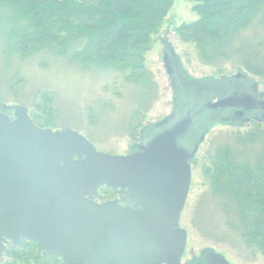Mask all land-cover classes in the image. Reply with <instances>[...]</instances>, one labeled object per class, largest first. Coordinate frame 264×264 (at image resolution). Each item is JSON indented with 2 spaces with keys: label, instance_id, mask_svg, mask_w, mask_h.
<instances>
[{
  "label": "water",
  "instance_id": "water-1",
  "mask_svg": "<svg viewBox=\"0 0 264 264\" xmlns=\"http://www.w3.org/2000/svg\"><path fill=\"white\" fill-rule=\"evenodd\" d=\"M181 81L184 97L196 84L202 99L142 128L126 154L99 151L72 128L41 127L26 106L0 99V256L8 242L30 240L64 264H182L187 231L179 220L190 161L211 120L197 121L201 109L230 108L238 116L261 110L257 120L264 122V93L243 70ZM194 124L202 132L183 143ZM103 187L116 197L102 201ZM205 252L207 264H230L213 249Z\"/></svg>",
  "mask_w": 264,
  "mask_h": 264
},
{
  "label": "rangeland",
  "instance_id": "rangeland-1",
  "mask_svg": "<svg viewBox=\"0 0 264 264\" xmlns=\"http://www.w3.org/2000/svg\"><path fill=\"white\" fill-rule=\"evenodd\" d=\"M192 5L189 0H173L164 22L152 35L150 49L145 54L147 78L151 84L146 86L149 89L142 85L147 83L146 80L129 79L128 70L121 66L70 59L74 50L86 43L84 36L74 38L61 49L52 44L41 45L23 53L12 46L10 32L7 29L1 32L3 26L0 25V99L7 105H24L29 113L38 115L41 111L34 105L36 94L50 91L54 96L48 105L53 108V114L49 118L51 125L46 127L75 129L99 151L126 154L134 142L129 127L136 110H141L140 125L147 131L153 123L170 114L176 103L184 109L202 99L199 93L194 94L196 84L188 87L192 88L190 96L184 97L182 81L179 83L178 78L175 80L176 75L170 73L166 58L178 64L181 80L187 83L192 79H217L245 71L234 53L227 52L228 57L201 56L194 43L182 42L178 38L174 27L198 18ZM18 23L25 21L20 18ZM248 31L264 34L260 27H251ZM212 46L215 54L225 49L218 43ZM171 67L173 70V64ZM248 77L257 82L258 90L264 93V77L249 73ZM254 123L260 125L259 130ZM204 129V139L190 161L191 182L180 213L179 225L187 231L181 262L196 263L206 258L205 251L213 249L230 264H264L262 254L240 235L243 221L237 201L230 195L218 199L202 170L209 154L218 147L226 146L234 153L242 150L245 157L251 151L261 152L264 122L240 124L231 119H211ZM253 131L258 132L256 143L255 140L236 141L238 135L248 136ZM200 132L202 130L196 133L197 138ZM105 199L101 197L102 201ZM222 201H226L229 207L223 208ZM10 259L4 255L0 264Z\"/></svg>",
  "mask_w": 264,
  "mask_h": 264
},
{
  "label": "trees",
  "instance_id": "trees-1",
  "mask_svg": "<svg viewBox=\"0 0 264 264\" xmlns=\"http://www.w3.org/2000/svg\"><path fill=\"white\" fill-rule=\"evenodd\" d=\"M189 1L198 18L176 25L178 38L194 43L201 56L228 57L227 52L234 53L245 71L264 77V34L248 31L251 27L264 30V0ZM172 5L173 0H0V25L1 32H10L12 46L23 53L41 45L61 49L74 38L84 36L86 43L75 49L70 59L121 66L128 70L129 79L146 80L142 85L147 88L151 84L145 54ZM20 18L25 23H18ZM217 43L225 49L215 54L212 45ZM53 96L50 91L36 94L34 105L41 114H29L41 127L51 125L53 108L48 103ZM140 114L141 110L135 111L129 127L134 141L143 127ZM254 124L259 130L260 125ZM257 136L258 132L253 131L248 136L238 135L236 141L256 143ZM237 151L218 147L209 154L202 170L218 199L230 195L237 201L243 221L240 235L264 257V144L261 152L251 151L248 157L242 150ZM99 194L114 196L107 187L101 188ZM221 206L229 207L226 201ZM4 255L11 259L1 264H64L60 254H46L40 244L30 240L7 244L0 260Z\"/></svg>",
  "mask_w": 264,
  "mask_h": 264
},
{
  "label": "flooded vegetation",
  "instance_id": "flooded-vegetation-1",
  "mask_svg": "<svg viewBox=\"0 0 264 264\" xmlns=\"http://www.w3.org/2000/svg\"><path fill=\"white\" fill-rule=\"evenodd\" d=\"M166 61H167V66L169 67V71H170V73L172 74V73H174L176 76H175V80L177 79V80H179V83H180V81H181V74H180V72H179V69H178V64L177 63H175V61H173V60H170V59H167L166 58ZM170 64V65H169ZM173 64V66H174V69L172 70V67H171V65ZM174 82H176V81H174ZM229 85H227L226 87H228ZM226 87H221V92L222 93H224L227 89H225ZM242 87L243 88H247L248 87V85L246 84V83H243L242 84ZM229 89H231V88H229ZM260 91V90H259ZM184 92V94H187L185 91H183ZM177 105V104H176ZM205 105V104H204ZM204 105L202 106V108L204 107ZM178 107V108H177ZM174 108H177V109H179L180 111H178V110H176L175 111V113H177V114H179V112H181V111H186L187 109H181L179 106H176V107H174ZM224 110H226V109H222V108H213V109H211V108H209L208 110H203V109H201V114L199 115V117H198V119H197V121H199V118H200V120L201 121H206V120H209V119H213V118H223L222 117V113H225V112H227V113H225V114H223V115H225L224 117L226 118V119H231L232 120V122H238V123H248V122H259L257 119L260 117V115H261V110H258V111H255L254 112V115H252V114H250V113H247V114H244L243 116L241 115V116H238L237 114H235L234 112H235V110H233V109H230V108H228V110L227 111H225L224 112ZM248 117H250L248 120H244L245 118H248ZM198 124V123H197ZM197 124H194L193 125V127H192V129H191V131H188L187 133H186V135L185 136H183V143H188V145L190 144H192V143H195L196 142V139H197V135H196V133L198 132L197 131V129L200 127H198V125ZM141 130V129H140ZM140 132V131H139ZM139 139V138H138ZM137 141H139V140H137ZM137 141H134L133 142V144L135 143V142H137ZM132 144V145H133ZM131 151V149L128 151V152H130ZM127 152V153H128ZM114 196L113 197H111V198H109V197H107L105 200H108V199H113V198H115L116 197V195L115 194H113ZM23 241V240H22ZM21 241V242H22ZM20 242V243H21ZM7 244H10V242H8ZM6 244V245H7ZM12 244V243H11ZM205 257L206 258H204V259H202V260H199L198 262H196V263H193V264H207V261H208V254H206L205 255Z\"/></svg>",
  "mask_w": 264,
  "mask_h": 264
}]
</instances>
